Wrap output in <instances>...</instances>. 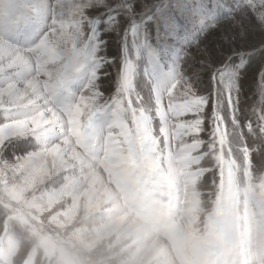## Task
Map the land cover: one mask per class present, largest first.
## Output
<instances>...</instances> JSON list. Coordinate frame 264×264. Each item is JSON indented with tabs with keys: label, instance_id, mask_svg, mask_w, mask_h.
Segmentation results:
<instances>
[{
	"label": "rangeland",
	"instance_id": "rangeland-1",
	"mask_svg": "<svg viewBox=\"0 0 264 264\" xmlns=\"http://www.w3.org/2000/svg\"><path fill=\"white\" fill-rule=\"evenodd\" d=\"M95 23L103 20L105 41L100 55L115 57L114 63L102 65L97 83L106 96H115L120 81V65L130 48L137 57L134 84L141 101L133 90L125 94L119 104V118L122 130L115 137L112 150L107 159L97 164L85 181L75 184L61 198L55 207L67 211L74 204L82 203L89 193L96 195L95 203L88 211H94L101 203L115 198L117 189L121 196L135 200L141 193L151 194L154 190L159 199L155 201L158 214L163 218L162 236L147 251L149 260L160 259L167 264L165 239L175 243L188 237L196 241L194 252L206 264L208 247L218 231L219 214L234 206L240 196L241 188L251 190L264 181V142L261 136L253 134L247 138L239 125L246 124L252 110L264 104V27L259 15L264 12V0H97ZM183 11L192 13L194 23L188 30L179 34H169L164 18L168 14L179 15ZM118 21V23H113ZM115 28V31L113 30ZM138 34L139 44L133 38ZM228 36L232 43L225 44L222 36ZM157 49L161 62L165 60V70L176 61L179 65L181 49L196 51L197 47L209 52L214 62L224 56L237 67L233 87L239 95L237 123L231 119V109L225 103L226 89L213 79L211 69L203 70L193 77L186 65L185 79L195 92L202 96L208 106L207 115L219 110L228 123L223 120L204 121L185 120L186 112H191L183 104L170 106L166 118L162 116L164 106L157 110L154 103L157 80L152 76L144 43ZM238 55H234L232 49ZM263 53L259 65L243 77L238 71L243 69L248 56ZM167 53V55H165ZM230 60V61H231ZM86 80L82 72L72 81L69 91L75 92ZM172 77L165 78V86L170 85ZM115 98V97H114ZM6 130L0 129V136ZM261 135H264L262 133ZM14 144L31 147L32 140L13 141ZM7 154V153H6ZM249 156L255 161L249 162ZM43 183L36 191H54ZM33 190L24 193L31 198ZM179 201V212L174 207ZM91 203V201H90ZM212 204L215 213L207 217L205 235H200L201 214L205 204ZM80 212V210H79ZM75 213L67 223L71 225L77 218ZM264 252V241L258 242ZM151 251V252H150Z\"/></svg>",
	"mask_w": 264,
	"mask_h": 264
},
{
	"label": "snow or ice",
	"instance_id": "snow-or-ice-1",
	"mask_svg": "<svg viewBox=\"0 0 264 264\" xmlns=\"http://www.w3.org/2000/svg\"><path fill=\"white\" fill-rule=\"evenodd\" d=\"M97 7V0H0V129L6 130L0 136V209L26 234L42 233L46 217L61 224L79 212V205L74 204L67 211L61 206L60 214L52 215L57 212V202L75 184L85 181L103 162L102 157L107 159L122 130L119 104L124 95L134 90L144 101L134 84L137 57L131 48L120 65L115 96H106L108 89L102 91L98 85L100 76L107 75L100 71L102 65L114 63L115 57L100 55L105 41L100 35L103 20L95 23L92 11ZM164 21L169 34L187 31L194 23L188 11L168 14ZM258 22L264 27V12ZM133 38L140 43L136 32ZM221 39L225 44L232 43L226 35ZM143 47L157 80L152 105L157 110L161 104L164 106V118L170 106L183 104L192 109L186 112L185 120L200 118L208 128L209 121L219 119L227 128L219 110L211 116L206 114V100L185 79L187 70L195 77L211 69L213 79L227 90L225 103L231 109L232 121L237 123L239 95L232 85L238 69L230 63V57L221 51L223 58L214 62L203 48H184L179 65H186L187 70L173 61L166 71L167 61L161 62L157 49L146 42ZM232 52L239 54L234 48ZM82 72L86 80L70 92L72 81ZM166 77H172L168 86L164 83ZM239 126L246 134L245 142L253 134L264 142V104L254 108L248 122ZM20 140L34 143L31 147L13 143ZM249 162H255L251 156ZM41 183L55 190L36 191ZM30 189L32 197L25 198L24 193ZM20 243L21 237L0 222V253H14Z\"/></svg>",
	"mask_w": 264,
	"mask_h": 264
},
{
	"label": "clouds",
	"instance_id": "clouds-1",
	"mask_svg": "<svg viewBox=\"0 0 264 264\" xmlns=\"http://www.w3.org/2000/svg\"><path fill=\"white\" fill-rule=\"evenodd\" d=\"M113 191L115 198L94 211L88 208L97 197L89 193L71 225L67 220L56 224L46 217L44 230L38 235L24 233L0 209V222L21 237L14 253H0V264H162L160 259L149 260L147 256L162 236L164 220L155 203L158 195L153 190L128 200L117 189ZM179 210L177 201L174 211ZM214 213V205L206 203L199 225L201 236L205 235L207 217ZM59 214L58 208L52 215ZM217 224L206 264H264V252L258 247V242L264 241V181L251 190L242 187L238 202L219 214ZM163 243L167 264H201L203 258L194 252L196 241L185 237Z\"/></svg>",
	"mask_w": 264,
	"mask_h": 264
},
{
	"label": "trees",
	"instance_id": "trees-1",
	"mask_svg": "<svg viewBox=\"0 0 264 264\" xmlns=\"http://www.w3.org/2000/svg\"><path fill=\"white\" fill-rule=\"evenodd\" d=\"M263 57V53H254L251 54L250 56L247 57L246 59V63L243 67V69H241L240 71H238V76L243 77V75L248 74L249 72H251V70L253 69V67H257V65H259V62L261 60V58ZM261 57V58H259ZM236 61H238V59H232L230 62L235 63Z\"/></svg>",
	"mask_w": 264,
	"mask_h": 264
},
{
	"label": "bare ground",
	"instance_id": "bare-ground-1",
	"mask_svg": "<svg viewBox=\"0 0 264 264\" xmlns=\"http://www.w3.org/2000/svg\"><path fill=\"white\" fill-rule=\"evenodd\" d=\"M164 244V243H163ZM151 252V251H150Z\"/></svg>",
	"mask_w": 264,
	"mask_h": 264
}]
</instances>
